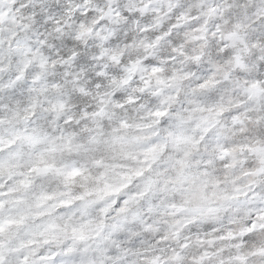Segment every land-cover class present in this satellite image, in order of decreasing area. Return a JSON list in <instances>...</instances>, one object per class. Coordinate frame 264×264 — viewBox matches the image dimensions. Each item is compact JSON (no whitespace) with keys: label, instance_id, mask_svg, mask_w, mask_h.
<instances>
[{"label":"snow or ice","instance_id":"snow-or-ice-1","mask_svg":"<svg viewBox=\"0 0 264 264\" xmlns=\"http://www.w3.org/2000/svg\"><path fill=\"white\" fill-rule=\"evenodd\" d=\"M0 264H264V0H0Z\"/></svg>","mask_w":264,"mask_h":264}]
</instances>
